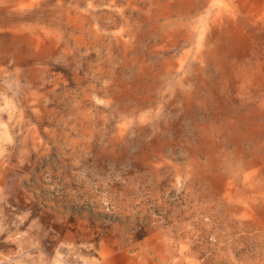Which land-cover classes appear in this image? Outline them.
<instances>
[{"label":"rangeland","instance_id":"1","mask_svg":"<svg viewBox=\"0 0 264 264\" xmlns=\"http://www.w3.org/2000/svg\"><path fill=\"white\" fill-rule=\"evenodd\" d=\"M151 236L264 264V0H0V264Z\"/></svg>","mask_w":264,"mask_h":264},{"label":"crops","instance_id":"2","mask_svg":"<svg viewBox=\"0 0 264 264\" xmlns=\"http://www.w3.org/2000/svg\"><path fill=\"white\" fill-rule=\"evenodd\" d=\"M157 242L158 239L151 236L134 250L112 252L95 264H166L162 262L164 246L162 243Z\"/></svg>","mask_w":264,"mask_h":264}]
</instances>
